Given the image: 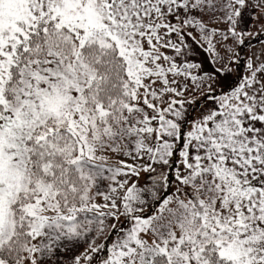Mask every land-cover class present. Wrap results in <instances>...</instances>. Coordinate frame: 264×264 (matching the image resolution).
I'll return each instance as SVG.
<instances>
[{"label":"snow or ice","instance_id":"obj_1","mask_svg":"<svg viewBox=\"0 0 264 264\" xmlns=\"http://www.w3.org/2000/svg\"><path fill=\"white\" fill-rule=\"evenodd\" d=\"M0 264H264V0H0Z\"/></svg>","mask_w":264,"mask_h":264},{"label":"rangeland","instance_id":"obj_2","mask_svg":"<svg viewBox=\"0 0 264 264\" xmlns=\"http://www.w3.org/2000/svg\"><path fill=\"white\" fill-rule=\"evenodd\" d=\"M252 43H253L254 47L251 50H249V48L246 45L243 49V54H251V52H256L257 54H259V52H260L259 44H257L255 41H253ZM197 58L201 59V60L205 59L203 54H200V56ZM205 69L210 70V65H208L206 61H205ZM241 71H243V69H241Z\"/></svg>","mask_w":264,"mask_h":264}]
</instances>
